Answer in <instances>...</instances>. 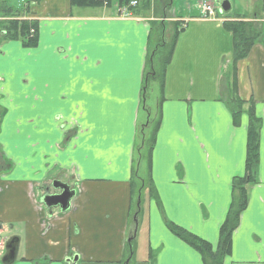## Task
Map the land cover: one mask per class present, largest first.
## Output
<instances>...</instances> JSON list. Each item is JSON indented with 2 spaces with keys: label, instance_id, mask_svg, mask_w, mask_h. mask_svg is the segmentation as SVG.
I'll return each instance as SVG.
<instances>
[{
  "label": "crops",
  "instance_id": "1",
  "mask_svg": "<svg viewBox=\"0 0 264 264\" xmlns=\"http://www.w3.org/2000/svg\"><path fill=\"white\" fill-rule=\"evenodd\" d=\"M28 12L39 24V41L28 48L26 63L15 59V52L25 53L19 41L0 44L4 124L17 122L24 136L0 131L1 146L14 149L12 165L0 173V233L19 238L12 264H124L138 186L131 182L133 146L137 126L147 122L141 72L155 18L150 11L124 17L112 6L71 7L69 0H40ZM240 16L225 19L240 18L261 32L236 64L238 96L252 99L262 120L260 161L223 264H264V14ZM174 18L183 26L163 83L154 86L160 101L149 100L151 112L161 114L151 154L160 202L144 205L130 264H202L167 222L216 248L231 181L244 174L247 116L233 125L220 88L232 65V33L215 19ZM35 72L39 85L33 86ZM73 77L80 82L77 95L69 92ZM55 179L75 190L64 212L41 201Z\"/></svg>",
  "mask_w": 264,
  "mask_h": 264
},
{
  "label": "trees",
  "instance_id": "2",
  "mask_svg": "<svg viewBox=\"0 0 264 264\" xmlns=\"http://www.w3.org/2000/svg\"><path fill=\"white\" fill-rule=\"evenodd\" d=\"M39 2L38 0H26V5L20 4L18 8H13L6 0H0V44L8 41H19L21 46L25 48L37 46L39 24L34 18L27 19L28 17H25V15L29 13L30 6H34ZM113 2H115L119 15H121L122 10H125L127 14L133 16L144 9L142 7L144 0H69V5L78 8L111 7ZM133 2L135 4H132ZM145 5L148 9L144 10L146 12L150 11L155 18L149 23L139 92L140 105L143 106V109L145 108L148 122L139 125V127L137 126L135 134L131 182L137 183L138 186L137 192H132L133 205L130 220L133 221L131 231L133 230L134 236H128L125 243L127 254L123 259L124 264H130L133 261L135 250V224L133 218L138 222L148 200L152 199L158 205L160 202L151 177V154L157 131L161 125V114L158 108H152L151 112L149 100L153 97L157 105L160 101L161 91L159 89V96L156 95L154 86L160 87L163 83L165 68L171 59L176 37L182 29L177 26V23L180 22L165 23L166 19H170L169 16H171L168 14L171 6L170 0H145ZM259 11L264 14V0H259ZM223 17L224 19L229 18L228 15ZM164 24L170 25L168 33H165ZM222 25L233 36V60L229 76H223L220 81V88L224 94L223 100L229 109L233 125L238 126L240 124L243 114L247 116L244 174L240 177H234L231 181V202L218 230L216 248H213L208 241L184 228L167 222L169 231L200 255L202 264H223L225 257L230 255L232 234L239 225L241 213L248 205L249 188L257 182L256 175L260 161L259 146L262 120L255 113L254 101L252 99L245 101L238 96L236 64L247 56L255 41L260 37L261 32L253 28L251 22L240 18L225 19ZM245 104L248 105L246 109L243 108ZM4 113L5 108L1 105V119L4 117ZM146 126L151 127L149 133L146 131L148 129ZM142 171H144L143 175H140ZM149 262L152 264L153 259Z\"/></svg>",
  "mask_w": 264,
  "mask_h": 264
},
{
  "label": "rangeland",
  "instance_id": "3",
  "mask_svg": "<svg viewBox=\"0 0 264 264\" xmlns=\"http://www.w3.org/2000/svg\"><path fill=\"white\" fill-rule=\"evenodd\" d=\"M6 1L13 8H18L17 7L19 5L18 2L20 4L26 5V0H23V1H20V0H18V1L17 0H6ZM39 1L40 0H38V2ZM218 1L219 0H171V6H170V9L168 10V14L171 15V16H169L171 18V20L168 21V22L171 24L172 19L175 16H182L183 17V20H185V23H186L190 17H196L197 15L201 16L200 10L197 7V4L198 3H200V2H206V3L212 4L213 6H214V4H215V6H217V2ZM230 1L232 3L233 9H232V11L229 14H227L229 16H234L235 14L239 13L241 16L242 15H245V16H251V17H253V16H256L257 14L260 13V11L258 9H256V7H257V5L259 3V0H256V1L255 0H253V1L252 0H230ZM142 7L144 9H148V8H146L145 0L142 3ZM112 8H115V2L112 3ZM144 9H142V12H146V10H144ZM216 11L218 12V15H223V14L219 13L217 7H216ZM174 19L175 20H173V21L180 22L176 18H174ZM213 19H215L217 21H221V22H224V20H225L223 16L222 17L217 16L216 18H213ZM258 24L259 23L256 24L257 27L259 26ZM167 26H168V28L166 27V29L170 30V25H167ZM177 26H179V28H182L183 22L177 23ZM24 50H25V53L24 54H20V55L17 54V52H15V59L17 61H19L20 63H23V64L26 63V59H27L26 52H28V48H25L24 47ZM39 58H45L46 61H49V58L47 56L44 57L42 55ZM8 65H9V62H6L5 66L7 67ZM34 76H35V82H34V85L33 86L39 85L38 80H37L38 79V75H37L36 72L34 73ZM61 85L64 87V84H61ZM79 85H80V82H78L73 77L71 79V88H70L69 92L72 95H77L79 93ZM21 90L22 89L19 88L18 91H21ZM16 92H17V89H16ZM31 92H34V90H31ZM17 101L21 103V100L19 98L17 99ZM59 116H60V114H54V118H59ZM13 120H15V118H13ZM0 121L2 122V124L0 122V131L2 133L8 134L10 136H15V137L21 136L22 139H24L23 134L22 133H18V129H17V127H15V125L17 124V122H14V123H11L10 124L11 120H9L7 122L8 125H6V124H4L5 117H2V119L0 118ZM152 121H153V118H152ZM146 127H148V129H146V131H147V133H149V131L151 130V127H149V126H146ZM25 141L27 142V140H25ZM13 150L14 149L12 147H10V146H5L4 145V148H3V146H0L1 161L4 163L5 166L12 164V156L10 155L9 152H12ZM25 153H26V151H25ZM31 154H33V152H31ZM7 170L8 169H6V170H0V173L3 174ZM143 172L144 171H142L140 173V175H143ZM8 233L9 232H2V233H0V238L1 239H5V240H2L1 243H0V253H1L2 256L5 253V243H6L7 239L9 238L8 237ZM12 236H14V235H12Z\"/></svg>",
  "mask_w": 264,
  "mask_h": 264
},
{
  "label": "water",
  "instance_id": "4",
  "mask_svg": "<svg viewBox=\"0 0 264 264\" xmlns=\"http://www.w3.org/2000/svg\"><path fill=\"white\" fill-rule=\"evenodd\" d=\"M217 3L219 6V12L221 14L227 15L232 11V3L230 0H219ZM51 188H54L58 192L48 193L49 187H46L44 190L45 193L41 198L43 206L47 209L58 207L60 211L64 212L69 208L70 200L74 196L75 190L69 184L63 183L59 180H53L51 183ZM133 220L135 224L134 231L136 232L138 222L135 218H133ZM18 242L19 238L17 236L7 239L5 243V253L1 257L2 264H12L15 261ZM73 262V264H75V261Z\"/></svg>",
  "mask_w": 264,
  "mask_h": 264
},
{
  "label": "built area",
  "instance_id": "5",
  "mask_svg": "<svg viewBox=\"0 0 264 264\" xmlns=\"http://www.w3.org/2000/svg\"><path fill=\"white\" fill-rule=\"evenodd\" d=\"M20 1H23V0H20ZM132 4H135V2H133ZM198 7L200 8V12L203 17L212 18V19L215 18V7L212 4L206 3V2H200ZM124 13H125V10H124Z\"/></svg>",
  "mask_w": 264,
  "mask_h": 264
},
{
  "label": "flooded vegetation",
  "instance_id": "6",
  "mask_svg": "<svg viewBox=\"0 0 264 264\" xmlns=\"http://www.w3.org/2000/svg\"><path fill=\"white\" fill-rule=\"evenodd\" d=\"M0 101H1V96H0ZM0 106H1V104H0ZM0 146H1V144H0ZM10 165H12V164H10ZM10 165H7V166L4 165V163L1 161V153H0V170H6V169H8L10 167ZM51 183H52V181H50L49 186H47V187L51 188ZM131 235L134 236L133 230L132 231L131 230L129 231V235L128 236H131ZM10 238H12V237H10ZM74 259H75V257H74ZM69 263L70 264L73 263V260L72 259L69 260Z\"/></svg>",
  "mask_w": 264,
  "mask_h": 264
}]
</instances>
